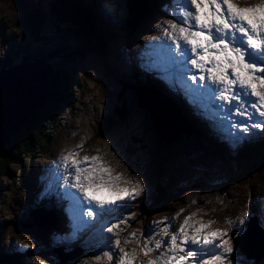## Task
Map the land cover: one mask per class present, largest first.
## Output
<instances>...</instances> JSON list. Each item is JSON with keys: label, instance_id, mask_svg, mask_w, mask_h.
I'll return each mask as SVG.
<instances>
[{"label": "snow or ice", "instance_id": "1", "mask_svg": "<svg viewBox=\"0 0 264 264\" xmlns=\"http://www.w3.org/2000/svg\"><path fill=\"white\" fill-rule=\"evenodd\" d=\"M163 10L171 18L155 26L154 31L161 34L146 42L145 64L163 67L190 92L203 97L217 110L218 120L227 124L229 132L239 129L242 135L232 136L233 143L252 129L264 132V0L245 7L234 0H168ZM55 167L56 187L69 204L75 226L64 239L74 237L90 223H99L100 233L113 234L106 240L101 236L108 247L103 258L112 261L116 257L115 264H133L135 251L126 252L121 241L113 238L114 229L125 220L112 223L106 217L118 202L140 194L139 181H125L131 188L121 186L120 175L109 176L110 169L98 156L78 157L74 150L60 156ZM165 221L152 223L157 227L162 224L160 231L166 233L171 221ZM190 221L191 216H185L167 239L157 238L151 244L156 233L150 228L140 252L147 256L161 248L163 251L146 264H244L236 259L238 244L232 243L244 233V219L230 222L233 236L229 239H225L227 232L209 227L212 221ZM134 239V234H129L123 243ZM92 259L100 261L102 257L93 254Z\"/></svg>", "mask_w": 264, "mask_h": 264}, {"label": "rangeland", "instance_id": "2", "mask_svg": "<svg viewBox=\"0 0 264 264\" xmlns=\"http://www.w3.org/2000/svg\"><path fill=\"white\" fill-rule=\"evenodd\" d=\"M86 1L89 2V0H86ZM98 2H100V1H98ZM77 3L79 6L82 5V0H77ZM234 3L237 4L238 6L239 5L243 6L241 1H235ZM26 4L30 6L29 2H26ZM152 4H154V3H152ZM102 6H103L102 8H103L104 14H105V17H104L105 20H101V23L106 22L107 24H109V26L112 27V31H114L115 33H116V26L115 25L117 24L118 27L120 25L119 30L122 32V35L117 34L118 37H120V38L123 37L125 39V41H128V42L132 41L131 43H135V41H134L135 37H137V38L140 37L143 44L144 45L146 44L147 38L145 36L136 35L133 37H129L128 34L125 32V28L123 27V23L121 21L119 22V20L117 22H115L114 19H111L110 15H109L110 12H109L108 8L105 7V5H102ZM86 11L89 14V18H91V20H92V16L90 13L91 11L89 9H86ZM24 15H28V12L25 11ZM45 18H49V16L45 15ZM161 18H163V15H161ZM39 20L41 22V18H39ZM98 20L99 19H97V22H98ZM24 21H25V19L20 17V11H18L17 8L10 6L8 3L7 4L3 3L2 0H0V65L2 64V62H4L5 63V70H7V71H8V69H11V67H13V66H11V67L6 66V61L10 60L9 59L10 57L15 56V54L18 51L20 53L24 52L25 56L28 58V55L26 54V52L24 50L22 51L21 49H19L17 47L18 45L16 44V41L17 40L20 41L21 40L20 37L23 36L21 31H20L22 29L20 26L25 27L26 23H24ZM95 21H96V19H95ZM16 22L19 26L16 24ZM151 23L154 25V22L152 20H151ZM83 24H85V21H83ZM60 26H61V23L59 21L54 22L51 20L50 24L47 23V26L42 27V29L51 32L52 38H56L55 37L56 29H57V27H60ZM69 26L71 27V25H69ZM93 26H95L94 23H91V27H93ZM86 27H87V29L89 27L88 30L90 31V33L99 39V42L101 43V46L103 48V53L106 57L105 59H107L109 61L111 66L116 67L114 72L118 75L120 73V71L118 70V67L121 68V66H123L125 64V62L123 59L120 60V62H118L117 60H115V61L112 60L108 54L106 43H110L112 46L116 47L115 48L116 50L112 49V51H113L114 55H117L119 52L124 54V51L120 48V45H118V44H122V42L118 41V43H117L114 33L113 34L107 33L105 36V34H103V33L100 34V32L97 33L95 31H91L90 26H88V24H86ZM139 29L143 30V28L140 25H139ZM71 31H73V29ZM77 31H78V34L81 35L82 31L79 29H77ZM79 39H81V37H79ZM62 42L67 45V47L65 49L68 50L69 47L71 49H74V46H72V44L69 45L68 40H67V42H65V41H62ZM51 44H53L55 49H53V52L48 54V56H46V57L51 58V59L54 58L53 60H56V61H59L62 58H64L65 53L59 51L58 41L52 39V41L50 42V45ZM33 45H35V46H32V45L26 46L27 48L29 46L28 49H31V47L32 48L34 47V48H36V50L33 49L35 53L31 54L30 57L28 59H25V60H29V59L33 60V59H35V57L40 55L38 53H40L41 51L38 48V46L36 44H33ZM46 46H48L47 41H46ZM134 46L141 54H145V52H143V50H142L145 48L139 47L138 44H134ZM16 49L18 51H16ZM43 52L45 53L44 49H43ZM54 52L56 53L55 56H53ZM60 54H61V58H59ZM42 56H43V54L41 56H39V59ZM83 56L82 55L76 56V61L75 60H73V62L70 61L69 63L72 66H68V68H67L70 71L68 73V78L72 77V80L74 81L72 88L77 92L72 97H70V100L67 102L66 106L63 107V109L61 111L63 118H64L63 121L60 122L59 124H56L54 121L50 120L48 122L49 125L45 124L43 126L45 131L49 130L50 128L58 129L57 132H61V135L64 134L65 138L60 141V140H58V138L56 136L53 135L51 138V141H50L51 144L48 142V140H46V142H43V140H41L40 149L41 148L42 149L38 150V151L46 153V157L40 156V159L42 161H44V165L47 167V169L52 171L50 168L53 166H56V164L58 163V158L60 157V154L69 148V147H65V146L73 144L74 139H80L84 143H85V141L88 142V145L85 144L82 147L84 149H86L89 153L92 152L91 148L94 150L95 149L94 147H101L99 149H95L93 151V155L101 156L105 153L106 155H108V157L111 158V162L113 163L114 166H116L117 168H118V166H120L123 169L127 170L123 174V178H125L126 180H127V177H129V178L131 177V178H136L138 180L144 181L146 178L151 177L153 174V171L150 168L151 166H149L147 164V162L145 161L146 156L144 157V156H142L141 153L138 154L137 152H134L132 160H128L125 156L123 157L124 158L123 159L120 156L122 155V153H124V151H121L119 153V155H120L119 156L117 151L113 148V146H116V142L113 139L115 132L110 131V132L105 134L107 137L110 138V140L106 136H104V134L100 135V133H102L101 128H104L105 124H97V121L100 120L101 117H105V116L107 117L108 116L107 109L105 111V116L102 115L101 110L103 109V105H102V102L100 100V95L99 94L95 95L96 94L95 84L100 83V84L104 85V83L102 82V78L98 75V74L103 75L101 72L102 71V65L100 64V62L98 60V56L94 53L89 52ZM120 58H122V56H120ZM19 65H21V64H15L14 67L19 66ZM64 66H66V65H64ZM67 69H64L63 71H65ZM74 70H79V71H75V73H74L73 72ZM154 70L156 72H158V67H155ZM53 72L54 71H53V67H52V71L49 72V78L53 77V75H54ZM107 76L109 77L110 73H108ZM76 78H78V80L80 82L81 90H80V88L78 90V88L75 86L76 85L75 84ZM178 79L179 78H177V80ZM67 80L68 79L63 78V76L61 78L59 76V83H66ZM124 81H125V84L123 83L124 86H126V84H127L130 87V85L127 83V81L126 80H124ZM99 91H100V87H99ZM47 92L49 95H52L49 87L47 88ZM55 92L58 95V98L60 99L62 97V95L59 92L58 87L55 89ZM80 94H81V96H80ZM80 100H82L81 104L78 103V101H80ZM191 100L193 101L192 96H191ZM197 100H198V98H197ZM199 102H201V101L199 100ZM141 103L143 104V102H141ZM166 104L171 109L175 110L172 107V104L170 101H166ZM138 105L142 108V106L140 104H138ZM185 105L189 108V117L195 124L194 130L196 132L198 130V127H196L197 122L194 119L195 117L192 115L193 110L191 111V107H190V104L188 102H185ZM46 108H47V103L44 106V109H46ZM200 111H203V109ZM38 113H40V111ZM146 113H148V112H146ZM171 113L176 114L172 110H171ZM196 116H198V115H196ZM30 117L31 116H29V118ZM1 120H2V115L0 114V121ZM186 122H187V120H185V123ZM218 124H219V120L215 115L213 116V118L210 121L203 120L202 129H200V133L202 134V136L204 138H206L208 140H212L210 138V134H212V132L217 130ZM154 125L158 129L162 139L172 141L175 146L180 147L179 143H180V140L182 137H179L176 135H169L165 131L163 126H160V121L158 119H155ZM186 125H188V124H186ZM126 126H127L129 131H131L133 133L136 132V131H132L130 129L129 123H127ZM188 129H189V131L192 130V128L189 125H188ZM23 130H20L19 132H17L13 136H11L8 139V142L4 146V148L0 149V160L5 161V159H6L7 161H9L8 160L9 152L11 150L15 149V146L13 144H16L18 142V135ZM122 132H124V130ZM33 135L36 138H40V136L36 133H33ZM143 140H144V142L150 143L149 137L146 134H143ZM213 140L216 142L220 141L219 138H214ZM6 146H9V147L5 148ZM19 147H21V146H19ZM214 149L215 148H212L210 146V147H208L207 151L210 152V154H211V152H213L219 156V154L217 153L218 151L214 152L213 151ZM203 150L206 151V149H203ZM77 151H78V153H81L80 150H77ZM23 152L21 150L20 153H17V156L20 155V157H22ZM200 157L203 158V161L205 163V168L199 170V172L197 173L198 175L191 174L190 178L187 174L180 176V181H184L187 178L191 179L193 177L198 176V179L196 181H194V182L189 181L188 185L182 186V188L179 190V192H181L180 194L177 193V190L182 185L181 182H179L178 180L171 182L174 192L171 194L172 198L167 202V204H168L167 208L169 210L178 206V205H179L178 207H180V208L185 207L187 210L195 209L198 207V202L200 205H202L204 202L208 203L211 195L218 194L221 197H223L225 199L226 203L228 204V206H230L229 211H231L232 213H237L240 210L248 207L250 195H251L253 190H255L257 187H259V188L264 187V166H262L260 169L255 171V173H252L248 176L243 177L241 175V173L239 174L238 172H235L234 170H232L229 166H225V164L223 162H222V167L220 168V172L217 170H212V169L210 170V168H211V164H210V160H209L210 157L207 156V154H202V155H200ZM12 161L9 162V166H8L9 169H8V171H6L5 177H2L1 176L2 173L0 172V176H1L0 180L2 182V185L0 188V199H1L0 202L2 201V203H4V202L8 203L6 201V197L9 193H12L11 192L12 187H15L16 183H19L20 177L22 179H24L20 174V171L23 168V166L25 167L26 170L28 169V165L24 164L23 161H20V162L18 161V163H15V162L13 163ZM256 162L257 163L264 162V157L263 156L259 157L256 160ZM33 163L35 164L34 170L36 172V175L31 174V179L37 180L41 174L40 171H42V170L39 168L40 162L36 158L34 159ZM212 163L217 164V161L212 158ZM165 166H166V168H169V165L167 163H165ZM181 166L185 167V165H181ZM139 169L141 170V174H138ZM186 171H188L187 167H185V172ZM224 174L227 177L226 182H223V183L217 184V185L211 184V181L215 182V180L220 179L221 177L223 180H225L226 178H225ZM7 175H9V176L7 177ZM120 185L121 186H127L130 188L132 187V185H125V183H122ZM140 185L142 186V190L140 191V194L138 196H136V199L142 201L140 204H138V206H142V210L138 209V214H141L140 220L141 219L143 220L145 218L148 219L152 216H155V214H158V213H156L158 211L157 209L150 210V208L156 202L157 197L153 194L152 185H150V184H140ZM239 185H243V186H239ZM19 188H20L19 185L17 187H15L12 195H14V196L17 195V197H18V195L20 193V191L18 193ZM243 189H245L247 191V193L249 194L247 199H243L240 196V192ZM58 192H59V189L57 188L56 198L61 199L58 197ZM18 199L25 204L28 202L27 198H19L18 197ZM47 200L51 204L52 200L50 198H47ZM262 201H264V198H262L261 195L259 197L257 196L256 203H257V206L259 207V210H261V212H262V209H261V202ZM123 202L124 201L118 202L117 206L120 207L121 203H123ZM53 205L55 206V209L61 213V209L57 205H55V204H53ZM112 212H113V210H112ZM1 214L5 215V213L0 210V216H1ZM150 214H151V216H150ZM118 216H119V213L117 211H115V214L112 217L114 223L116 222ZM16 218H17V216H16ZM179 220H180L179 216L172 217L170 230L168 232H171L172 229H175L176 227H178ZM0 222H1V220H0ZM131 223H133V222L131 221ZM0 225H1V223H0ZM56 225L57 224H54V231L57 233V231H59V229H57ZM94 226L100 228L99 224H95ZM49 227H50V225L45 224L42 228H39L38 230L36 229L35 233H34L35 238L33 239V241H37L38 239L40 241H42V240L44 241V243L42 244V249H43L42 250V257H44V264H48L51 257H54V255H55V253L48 247V239H47L46 232L48 231ZM93 230H94V232L92 233L93 235L95 233H97V235H100V232L98 233L96 231V229H93ZM21 231L22 230L17 228V230L15 231L16 234L14 232H12V234L23 238V236H22L23 234L21 233ZM152 231H154V232L160 231V228L157 226H153ZM26 234L31 235V236L29 235L30 236L29 239L33 238L31 233H26ZM37 234H39V236ZM163 235H164V233H163ZM101 236L104 238V240L107 239L105 237V235H103V233H101ZM99 238H101V237L99 236ZM139 240L144 242L145 238L141 237L140 239H136L137 242H139ZM149 242L152 243L153 242L152 239ZM100 243L104 244L101 241V239H100ZM8 249L10 251L12 250L9 247V245H7L6 243H4L2 246H0V250H3L2 253H4V254H6L5 252H7ZM89 250H90V252H92L91 248ZM100 250H101V248H99V250L97 249V251H100ZM18 253H20V252H18ZM18 253L11 252V255L9 257L17 259V256L19 255ZM62 254H63V252H62ZM158 254L159 253H157L155 251V252L147 255L146 257H155ZM74 255H75V253H74ZM236 257H238V256H236ZM33 259L35 260V262L37 261V258H33ZM11 262H12V259H11ZM6 263H9V259H6Z\"/></svg>", "mask_w": 264, "mask_h": 264}, {"label": "trees", "instance_id": "3", "mask_svg": "<svg viewBox=\"0 0 264 264\" xmlns=\"http://www.w3.org/2000/svg\"><path fill=\"white\" fill-rule=\"evenodd\" d=\"M83 1L84 0H82V2ZM2 2L6 3V4L8 3L10 6L17 8L18 11H21L22 13H23V11L24 12L27 11L28 15H24V19H25L24 23H26L24 29L25 30H31V31L33 30L32 32L34 35H37L38 33H36V32H38L40 29L41 31L38 34V35H40V33L43 31L42 27H46L43 24H47V23L50 24V22H51V20H49L48 18H45V15L50 14V5L53 2H55V0L54 1L53 0H48V1H45V0H2ZM26 2H29L30 6L27 5ZM60 3L62 6L59 4L58 5L60 7V10L62 11V14L60 16H54V17H56V18L61 17L63 19L69 20V23L66 26L65 33H63L64 32V26H65V24L63 22H60L61 26L57 27V29H56L55 37L59 38L58 39L59 51L65 53L64 56L66 55L68 57L82 53L84 47H87L90 52L95 51L94 46L96 47V49L98 51H103V48L99 44V39L96 36H94V37L91 36L89 34L90 31L86 27L87 23H88V26H90L91 23H94L95 27L99 31L98 26L95 24V22H97V21H95V19H93V18L91 20V18H89V14L86 13L85 16L87 18V23L85 22V24H83V21H82L83 17L80 16L79 14H77L75 11H73V8L70 7L71 5L69 4L68 0H60ZM45 4H47V5H45ZM85 4L90 6L88 1H86ZM43 7H46V9L43 10ZM91 16H93L92 13H91ZM38 17L41 18V22H40ZM99 20H101V19H99ZM52 21L58 22L56 20H52ZM69 25H71V27ZM72 29H73V31H71ZM77 29L82 31L81 35L78 34ZM103 32H105V31H103ZM107 33H110V34L114 33V35H116V33L114 31L108 30ZM106 34H105V36H106ZM79 37H81L82 40L79 39ZM36 39H38V38H36ZM52 39L57 40V38H52ZM67 40H68L69 45L72 44V46H74V48H75L74 52L70 51V50H72L70 47L68 48L69 51L67 49H65L67 47V45L65 43H63L62 41L67 42ZM42 41H44V37L42 38ZM46 41H47V39H46ZM85 43H86V46H84ZM60 44H62L61 48H60ZM70 52H71V55L69 54ZM55 54L56 53L54 52L53 56H55ZM22 56L24 58L28 59L25 56V54H23ZM36 59L40 60L41 58L39 59V56H37V57H35V59H33L31 61H34ZM52 59H54V58H52ZM13 65H15V64L12 63L10 60L6 61V66L11 67ZM57 69L58 68L55 69V73L56 72L57 73L55 75H53L52 78H50V90H51V92H54V97L50 98L51 102L47 103L46 109H44V108L40 109V113L36 114L33 117V119L31 117L29 118V119H31L30 122L28 123L26 128L21 133H19V135H18V142L16 144H13L15 146V149L11 150L9 152V156H8L9 161H7L6 159H5V161L0 160V172L2 173V175H1L2 177L6 176V171H8V169H9L8 166H9L10 161L13 160L12 161L13 163L14 162L18 163V161L20 162L22 157H25L27 154L35 153L38 150H41L42 149V148L40 149L41 140H43V142H46V140H48L49 142L51 141L49 136L52 138L53 134L50 135L49 130L45 131L43 126L45 124L49 125L48 122L50 120L52 121L54 119L55 112H56V109L58 108V106L59 107L64 106V105L66 106L67 102L70 100V94H68V92L71 94L76 93V92H74L75 90L73 88L69 91L68 82H69L71 77L69 78V80H67L66 83H59L58 73H59L60 78L63 76V78L67 79V76L65 73H62L63 71H60L59 69L58 70ZM66 84H67V86H66ZM57 87L59 88V92L62 95V97L60 99L58 98V95L55 92V89ZM60 110L62 111V109H60ZM101 131H102V133H100V135L104 134V136L106 133L110 132V130L105 128V127L101 128ZM111 132H112V130H111ZM33 133L38 134L40 136V138H36L33 135ZM19 146H21V147H19ZM21 150H22V152L24 151L23 156L22 157H20V155L17 156V153H20ZM28 156H26L24 159L26 161L33 162L35 158L31 159L30 155H28ZM21 171H22V169H21ZM21 171H20V174L23 177L24 174ZM0 182H1V180H0ZM11 192L13 193L12 190H11ZM3 224H5V223L2 222L0 225V231L1 232H5L7 229V227H5V228L1 227ZM1 235L2 234H0V236ZM3 243H6L5 238H4V236H1L0 237V246H2ZM11 252H15V251L12 249ZM2 255L5 259H9V262H11V259H12V261H15L14 258L9 257L4 253H2Z\"/></svg>", "mask_w": 264, "mask_h": 264}, {"label": "water", "instance_id": "4", "mask_svg": "<svg viewBox=\"0 0 264 264\" xmlns=\"http://www.w3.org/2000/svg\"><path fill=\"white\" fill-rule=\"evenodd\" d=\"M53 11L57 15L61 14L57 5L53 6ZM94 16L100 19L98 15ZM99 31L103 33L102 27ZM46 65L39 62L27 63L23 64V68H13L10 72H6L7 70L0 72V114L2 115L0 121V149L7 144L11 135L26 127L28 118L25 113L30 112V115H33L43 108L48 101L46 99H49L47 92L49 78L47 80L44 75H47L50 71L46 69ZM24 100H27V103ZM148 103L156 111L158 120L161 123L160 126H163L169 135L179 134L182 126H178L177 121L167 116L160 102L155 98H151Z\"/></svg>", "mask_w": 264, "mask_h": 264}, {"label": "bare ground", "instance_id": "5", "mask_svg": "<svg viewBox=\"0 0 264 264\" xmlns=\"http://www.w3.org/2000/svg\"><path fill=\"white\" fill-rule=\"evenodd\" d=\"M239 3V2H238ZM97 21V20H96ZM98 22L99 23H101V20H98ZM138 22V21H137ZM129 25H130V27L132 26V20H130L129 21ZM138 27H139V24H138ZM137 27V28H138ZM6 29V28H5ZM88 29H89V27H88ZM90 29H91V31H95V32H97V33H99V31L97 30V28L95 27V26H93V27H90ZM107 32H108V30H106ZM103 32V34H106L107 32ZM9 39V38H8ZM35 40H37V39H35ZM81 40H82V38H81ZM37 41H39V40H37ZM37 45V44H36ZM27 46V45H26ZM33 46H35V45H33ZM82 46V45H81ZM83 47V46H82ZM28 48H29V46H28ZM33 49H35L36 50V48H34L33 47ZM75 49V48H74ZM74 49H72L71 50V52H74L75 50ZM53 51H50V53H52ZM22 53H24V52H22ZM25 54V53H24ZM38 54H40L39 56H41L42 54H44V52H40V53H38ZM74 54V53H73ZM81 55V53L80 54H76V56H80ZM43 58H45L46 56H42ZM42 57H41V59H42ZM59 58H61V54H60V56H59ZM23 60H25V59H23ZM31 62H34V61H31ZM13 68H23V65L21 64V65H19V66H16V67H14V65H13V67H11V69H8V71H6V72H10V71H12V69ZM46 69L47 70H49V71H52V67L49 65V64H47L46 65ZM56 69V68H55ZM55 69L53 68V74L55 75L56 73H55ZM159 69V68H158ZM58 70V69H57ZM59 74V73H58ZM44 77H47V80H48V78H49V73L47 74V75H44ZM58 77H59V75H58ZM72 81V82H71ZM177 81H179V82H181L179 79L177 80ZM48 82H49V80H48ZM73 83H74V81L72 80V77L70 78V80H69V82H68V86H69V91L72 89V87H73ZM164 81L163 80H160V85H159V87H163L164 86ZM66 86H67V84H66ZM76 86V85H75ZM176 86L177 87H179V88H182L181 87V85H178V84H176ZM185 86V85H184ZM68 88V87H67ZM79 90V89H78ZM0 93H1V91H0ZM68 94H70V97H72L75 93H69L68 92ZM80 96H81V94H80ZM191 97V96H190ZM19 98H21V99H23L22 97H19ZM47 100V99H46ZM191 100V99H190ZM25 101V103H27V100H24ZM192 101V100H191ZM7 102V101H6ZM97 102V101H96ZM189 103V102H188ZM199 103H201V102H199ZM190 104V103H189ZM100 107V106H99ZM173 107V106H172ZM196 107H198V108H196V109H204L202 106H196ZM175 109V108H174ZM146 110V109H145ZM205 110V109H204ZM147 112V111H146ZM25 115H26V117L27 118H29V116H31L30 115V112H26L25 113ZM186 124H188L191 128H192V130H191V132H195V130H194V126H195V124H194V122L190 119V117L187 119V122H186ZM197 126V125H196ZM113 131V130H112ZM115 132V131H114ZM55 136V135H54ZM177 136V135H176ZM115 144V143H114ZM81 145L82 146H84L85 145V143L83 142V141H81ZM111 146V145H110ZM108 147V146H107ZM3 148V147H2ZM67 154V150L66 151H64L63 153H61L60 154V156H62V155H66ZM103 157H104V159L106 158V157H108V155H106L105 153L103 154ZM110 158V157H109ZM102 163H103V160H100ZM110 161H111V158H110ZM106 166V165H105ZM113 167L114 168H117L116 166H114L113 165ZM117 170V169H116ZM115 170V171H116ZM131 173V172H130ZM133 173V172H132ZM128 174V173H127ZM109 175V174H108ZM110 176H112V177H115L116 175H114V174H111ZM123 179V181L125 182L126 181V179L125 178H123V176H122V178H121V180ZM62 199V198H61ZM60 199V200H61ZM62 202H65L67 205H68V207H69V204H68V202L66 201V200H61ZM50 204V203H49ZM54 203L53 202H51V206L52 207H54L55 208V206L53 205ZM61 209V208H60ZM39 211V210H38ZM260 212H261V210H260ZM61 213H63L62 212V210H61ZM65 214V216L66 217H68V215L66 214V213H64ZM120 214V213H119ZM12 222H13V224H14V221L13 220H11ZM0 223H2V222H0ZM116 223V222H115ZM62 226H64V223L62 224ZM56 227H57V225H56ZM86 228L88 229V230H93V229H96V226H94L93 224H88V225H86ZM39 228H37V230H38ZM1 232V231H0ZM55 232V231H54ZM21 233L24 235V234H26V233H29L28 231H21ZM31 234H32V236H33V238L31 239V240H33L34 238H35V234L33 233V232H30ZM56 233V232H55ZM79 233V232H78ZM1 234V233H0ZM77 235V234H76ZM75 235V236H76ZM97 235V233H95L94 234V236H96ZM1 237V236H0ZM100 237H101V233H100ZM99 238V237H98ZM101 239V238H100ZM59 243H61V244H63L64 245V243H62L61 241H59ZM4 244V243H3ZM99 246L97 247V249L99 250ZM107 249H108V247H106ZM99 252H101V250L99 251ZM103 252V251H102ZM34 258V257H33ZM7 264H24V263H22V261H21V256H17V259H15V261H12V262H9V263H7Z\"/></svg>", "mask_w": 264, "mask_h": 264}]
</instances>
